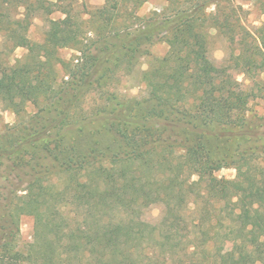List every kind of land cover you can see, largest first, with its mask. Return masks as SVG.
<instances>
[{
	"label": "trees",
	"instance_id": "trees-1",
	"mask_svg": "<svg viewBox=\"0 0 264 264\" xmlns=\"http://www.w3.org/2000/svg\"><path fill=\"white\" fill-rule=\"evenodd\" d=\"M145 2L105 0L82 18L0 0V102L16 117L0 133V264H264V114L249 107L264 97V21L250 32L237 0H167L143 16ZM57 9L65 17L32 41L35 16ZM212 29L249 88L212 72ZM159 42L169 49L142 72L148 95L115 93ZM18 47L28 52L12 63ZM62 48L81 56L66 61ZM224 167L236 176L218 177ZM155 204L158 224L143 217ZM23 215L34 232L20 245ZM224 229L232 248L219 258L207 244Z\"/></svg>",
	"mask_w": 264,
	"mask_h": 264
},
{
	"label": "rangeland",
	"instance_id": "rangeland-1",
	"mask_svg": "<svg viewBox=\"0 0 264 264\" xmlns=\"http://www.w3.org/2000/svg\"><path fill=\"white\" fill-rule=\"evenodd\" d=\"M52 3L53 8L63 6L71 9L72 14L77 17L86 16L87 12L100 6L105 0H48ZM238 5H241L242 9L239 10V14L242 17L243 24L252 33L255 34L257 28L264 21V13L258 6L255 0H237ZM167 5V0H146L141 8L138 9V14L147 15L151 11L163 10V7ZM65 17V14L61 10H55L52 14L47 15L40 13L35 16L33 22L29 28V38L35 42L43 41L46 32L52 26L50 19L58 20ZM233 43L223 34L217 32L216 29L211 30V37L209 41V57L212 63L211 70L216 74H224L226 67L229 64L228 58L231 55ZM169 47L165 42H159L154 44L150 50L151 55L144 56L140 59L137 66L131 73L125 71L120 72L119 80L109 86L119 96L135 97L138 99L145 98L148 95L146 84L141 80L142 72L150 67V63L153 57H161L167 53ZM28 50L25 47H18L10 56V61L15 63L17 59H22ZM61 57L66 60H73V63L78 61L81 53L76 48H62L60 50ZM226 72L228 80L236 81L240 83L243 88H249L250 80L239 70L227 69ZM264 76V75H263ZM99 98V95H90L86 106H90L92 102L91 98ZM250 109L258 114H264V97H257L253 99L249 104ZM36 106L33 103L27 104V112L34 113ZM15 114L11 110L4 108V105L0 102V133L6 128L7 125H11L15 122ZM216 175L220 178L232 179L236 176V170L233 167H224L216 172ZM196 179V176L193 177ZM192 201V200H191ZM190 209L194 208V203L190 202ZM198 214H195L197 216ZM163 216V205L155 204L145 210L143 217L145 220L152 224H158ZM173 230L179 232L181 238H186L190 233L187 224L178 223L174 224ZM34 232V219L32 216L23 215L20 219V245H25L33 240ZM123 233H121L122 236ZM187 234V235H186ZM233 233L229 229L221 230L218 234L216 241H210L207 245L210 252L219 258L228 257L232 248V235ZM210 256V255H209ZM203 258V255L200 256ZM188 262L187 260H184ZM160 264V263H157Z\"/></svg>",
	"mask_w": 264,
	"mask_h": 264
}]
</instances>
